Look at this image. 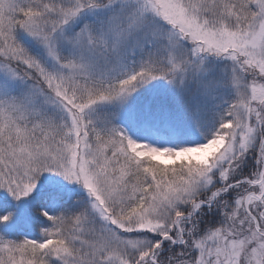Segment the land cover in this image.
Masks as SVG:
<instances>
[{
    "label": "snow or ice",
    "instance_id": "6c2138e0",
    "mask_svg": "<svg viewBox=\"0 0 264 264\" xmlns=\"http://www.w3.org/2000/svg\"><path fill=\"white\" fill-rule=\"evenodd\" d=\"M0 264H264V0H0Z\"/></svg>",
    "mask_w": 264,
    "mask_h": 264
}]
</instances>
